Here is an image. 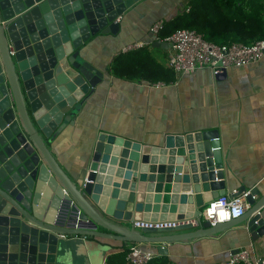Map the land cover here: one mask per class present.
<instances>
[{
    "label": "water",
    "instance_id": "1",
    "mask_svg": "<svg viewBox=\"0 0 264 264\" xmlns=\"http://www.w3.org/2000/svg\"><path fill=\"white\" fill-rule=\"evenodd\" d=\"M139 1L0 0V264H65L70 246L86 248L85 260L98 264L94 249L106 252L111 241L157 245L166 255L164 245L214 236L241 222L252 238L264 231V194L256 199L257 189L249 191V209L239 218L211 225L201 215L226 194L217 130L200 132L194 144L167 135L156 148L98 134L74 180L47 148L45 140L53 142L73 123L103 79L81 58L82 48L115 34L117 19ZM152 47L167 44L155 40ZM174 220L186 223L133 227Z\"/></svg>",
    "mask_w": 264,
    "mask_h": 264
},
{
    "label": "crops",
    "instance_id": "2",
    "mask_svg": "<svg viewBox=\"0 0 264 264\" xmlns=\"http://www.w3.org/2000/svg\"><path fill=\"white\" fill-rule=\"evenodd\" d=\"M190 1L141 0L117 19L119 29L115 34L93 38L82 48L81 58L101 72L103 79L87 97L73 123L66 124L53 142L45 140L51 155L70 179L77 178L82 154L101 133L156 148L163 145L167 135L194 144L193 137L200 132L217 130L226 194H236L241 187L246 192L257 189L256 199L264 194V56L252 64L230 67L217 76L203 69L175 77L169 84L121 79L108 72L113 58L124 54L125 46L138 42L146 44L139 51L169 70L168 45L166 49L153 48L155 39L150 27L188 12ZM177 194L189 196L192 192L182 193L179 189ZM259 215L264 221V206ZM110 246L106 252L94 249L98 264H106L110 256L134 246L151 251L155 258L166 256L169 264H231L240 250H245L251 261L261 258L264 231L252 238L247 223L241 222L214 236L164 245L166 255H159L157 245L153 244L123 246L111 241ZM88 256L86 248L70 246L65 264H88Z\"/></svg>",
    "mask_w": 264,
    "mask_h": 264
},
{
    "label": "built area",
    "instance_id": "3",
    "mask_svg": "<svg viewBox=\"0 0 264 264\" xmlns=\"http://www.w3.org/2000/svg\"><path fill=\"white\" fill-rule=\"evenodd\" d=\"M189 9H187L188 11ZM164 23L158 21L150 27V33L155 40L168 45L167 67L175 77L188 76L199 70H209L213 76L223 73L230 67H240L259 61L264 56V39L250 45L231 42L216 45L204 39L203 35L194 30L180 29L168 37L162 38L160 32ZM146 44L138 42L125 46L122 53L131 52L144 47ZM249 192L237 196L225 194L210 202L202 212L204 220L214 225L228 222L241 217L248 209L246 197ZM193 223V221H191ZM186 221H135V229H174ZM155 258L149 250L134 246L127 254L129 264H147ZM231 264H264V254L261 258L251 261L245 250L238 251L232 258Z\"/></svg>",
    "mask_w": 264,
    "mask_h": 264
},
{
    "label": "trees",
    "instance_id": "4",
    "mask_svg": "<svg viewBox=\"0 0 264 264\" xmlns=\"http://www.w3.org/2000/svg\"><path fill=\"white\" fill-rule=\"evenodd\" d=\"M188 12L166 22L162 38L180 29L194 30L216 45L237 42L250 45L264 39V0H192ZM108 72L116 78L144 80L149 84H169L175 75L163 69L146 52L134 50L115 56ZM130 249L110 256L106 264H129ZM166 256H157L147 264H169Z\"/></svg>",
    "mask_w": 264,
    "mask_h": 264
}]
</instances>
